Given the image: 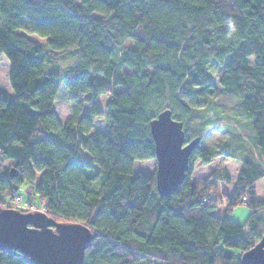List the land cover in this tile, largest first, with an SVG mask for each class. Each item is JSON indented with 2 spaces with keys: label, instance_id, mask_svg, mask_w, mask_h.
I'll use <instances>...</instances> for the list:
<instances>
[{
  "label": "trees",
  "instance_id": "obj_1",
  "mask_svg": "<svg viewBox=\"0 0 264 264\" xmlns=\"http://www.w3.org/2000/svg\"><path fill=\"white\" fill-rule=\"evenodd\" d=\"M3 53L12 90L0 83V206L13 207L28 183L43 207L27 205L87 224L83 264H243L264 234L255 185L264 176V0H0ZM61 76L73 102L64 123ZM221 90L242 98L234 110L255 137L231 191L220 186L231 182L225 168L192 179L197 158L224 153L199 146L179 189L160 195L155 172L134 169L155 158L150 121L169 107L193 127L187 140L203 139L191 119ZM101 117L105 129L94 130ZM241 203L252 209L244 223L214 212ZM0 264L27 263L0 250Z\"/></svg>",
  "mask_w": 264,
  "mask_h": 264
},
{
  "label": "water",
  "instance_id": "obj_2",
  "mask_svg": "<svg viewBox=\"0 0 264 264\" xmlns=\"http://www.w3.org/2000/svg\"><path fill=\"white\" fill-rule=\"evenodd\" d=\"M155 143L156 188L160 195L176 192L190 169V157L201 136L187 140L184 121L171 108L161 110L151 121ZM11 177L18 174L12 168ZM93 233L82 222L57 221L44 210L22 211L0 206V250L18 252L27 264H83ZM243 264H264V234L241 257Z\"/></svg>",
  "mask_w": 264,
  "mask_h": 264
},
{
  "label": "rangeland",
  "instance_id": "obj_3",
  "mask_svg": "<svg viewBox=\"0 0 264 264\" xmlns=\"http://www.w3.org/2000/svg\"><path fill=\"white\" fill-rule=\"evenodd\" d=\"M34 37H37L33 34ZM10 62L7 56L3 53L0 55V83L8 90H12L11 84L8 78V71ZM52 69L51 67H47ZM65 66H58L56 69L63 72ZM212 78L215 82H218L220 75V68L218 65L213 63L210 67ZM60 89L55 99V109L62 123H64L67 117L70 115L73 102L69 97L70 90L66 86L63 77H59ZM219 85V84H218ZM220 88V85L218 86ZM109 95L103 94L99 97V101L107 112L106 102ZM241 97L226 94L221 90V94L216 97L215 103L212 107L203 112H198V116L191 119V123L196 127L201 128L202 126L206 129V135L203 137L200 147H205L208 150H221L224 153L216 156L208 163H204L201 159L197 158L194 161V170L192 173V179L206 178L210 172L216 168H225L231 178V182L227 184H221V188L225 191L230 192L233 184L235 183L240 169L242 167V146H252L254 136L251 135L252 122L251 119L245 115H240L234 110V104L241 101ZM204 108L205 106H200ZM105 118V116H103ZM101 117L94 123V130L105 129V119ZM193 127L186 124L185 129L191 130ZM85 156L90 154L84 150ZM228 154V155H227ZM134 169L136 172L152 174L156 172L157 161L156 158L136 160L134 163ZM257 189V195L264 197V176L258 179L255 183ZM30 187L28 183H25L19 190L22 199V205L32 210H42L35 208L36 206L43 207L40 204L39 198L35 192L29 191ZM219 197L223 199L222 193ZM32 200L36 206L27 205V201ZM15 201V200H14ZM13 201V202H14ZM13 204V203H12ZM33 207V208H31ZM214 212L218 215L229 214L236 221L240 223L246 222L250 213L252 212L251 207L246 204H238L233 208L231 212H228L224 204H220ZM260 214L264 217V210L260 211Z\"/></svg>",
  "mask_w": 264,
  "mask_h": 264
},
{
  "label": "built area",
  "instance_id": "obj_4",
  "mask_svg": "<svg viewBox=\"0 0 264 264\" xmlns=\"http://www.w3.org/2000/svg\"><path fill=\"white\" fill-rule=\"evenodd\" d=\"M20 200H21V199H20L19 196H17V197L15 198V201L12 202V203H13V204H12L13 208H18V209H21V210H22V208H26L24 205H22V203H21Z\"/></svg>",
  "mask_w": 264,
  "mask_h": 264
}]
</instances>
